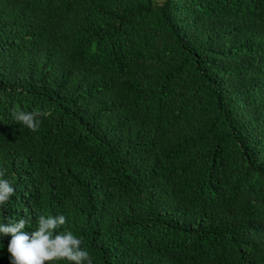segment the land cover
Segmentation results:
<instances>
[{"label": "trees", "instance_id": "1", "mask_svg": "<svg viewBox=\"0 0 264 264\" xmlns=\"http://www.w3.org/2000/svg\"><path fill=\"white\" fill-rule=\"evenodd\" d=\"M0 179L93 264H264V0H0Z\"/></svg>", "mask_w": 264, "mask_h": 264}, {"label": "clouds", "instance_id": "2", "mask_svg": "<svg viewBox=\"0 0 264 264\" xmlns=\"http://www.w3.org/2000/svg\"><path fill=\"white\" fill-rule=\"evenodd\" d=\"M39 113L15 111L14 119L27 129L35 132L40 120ZM14 195L12 184L6 179H0V209L10 202ZM30 218L20 217L0 219V249L8 254L9 264H42L50 261H66L67 264H93L87 250L81 247L82 239L71 232L60 233L57 229L65 224L64 215H40L36 220L34 231L27 230ZM55 230V234H54ZM5 236L6 247L3 243ZM2 254V253H0Z\"/></svg>", "mask_w": 264, "mask_h": 264}]
</instances>
